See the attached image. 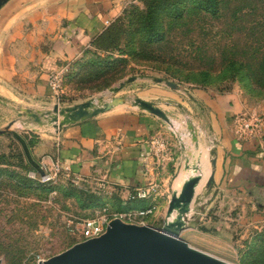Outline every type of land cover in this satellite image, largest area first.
I'll return each mask as SVG.
<instances>
[{
	"label": "rangeland",
	"instance_id": "1",
	"mask_svg": "<svg viewBox=\"0 0 264 264\" xmlns=\"http://www.w3.org/2000/svg\"><path fill=\"white\" fill-rule=\"evenodd\" d=\"M170 1L184 8L182 17L173 19L165 10L148 14L147 0L129 4L78 59L53 62L48 78L49 84L52 75H59L56 99L69 106L123 97L127 102L108 114L126 116L144 112L131 106V100L139 98L154 103L168 116L173 127L157 118L156 131L164 143L163 153L174 160L167 161L165 182L156 183L161 187L154 202L158 209L146 219L155 228L162 227L172 191L180 190L173 186L185 161L194 163L199 155L191 137L183 147L179 134H188L191 125L209 159L210 150L218 145L209 130L208 112L199 106L195 111L188 95L205 93L217 98L233 94L248 107L246 116H264V0H218L216 15L195 7L194 0ZM108 30L112 32L109 40L102 37ZM117 58L123 61L112 62ZM130 77L137 80L117 94L109 92ZM154 78L179 88L172 90L153 82ZM6 102L0 103V129L16 122L11 131L27 138L30 125L15 108L18 102ZM230 125L234 134L232 121ZM46 172L54 174L53 167ZM204 179L180 239L227 264H264V211L258 208L254 218L257 208L252 201L247 211L244 200L232 202L227 187L217 188L214 182L204 187ZM107 197L95 184L78 182L62 169L52 180L42 182L20 143L10 134L0 135V264H31L38 255H57L78 243L75 228L82 220L99 216L103 208L109 214L128 210L118 204L113 208ZM147 206L148 200L135 201L128 208Z\"/></svg>",
	"mask_w": 264,
	"mask_h": 264
},
{
	"label": "crops",
	"instance_id": "2",
	"mask_svg": "<svg viewBox=\"0 0 264 264\" xmlns=\"http://www.w3.org/2000/svg\"><path fill=\"white\" fill-rule=\"evenodd\" d=\"M137 1L9 0L0 9V103L18 102L15 108L24 113V120L30 121L27 140L31 142L32 159L45 172L54 165L68 168L66 174L78 182L103 188L112 207L118 204L123 210L129 209V196L136 189L150 184L161 189L156 183L165 182L167 161L174 160L168 153L154 157L152 141L158 137L157 117L146 112L120 116L108 111L55 132L49 125L33 124L23 110L37 112L50 110L55 104L69 106L57 101L48 84L52 63L78 59L107 23ZM190 104L195 111L198 106L206 109L209 130L218 140L212 183L217 188L227 187L233 203L244 200L247 211L252 201L257 208L252 216L256 218L258 205L264 207V145L239 140L230 125L248 107L233 94L213 98L201 93L192 96ZM179 130L180 126L176 133ZM188 136L190 132L179 134L183 142ZM203 152L206 170L212 171L208 154ZM190 165L197 166V173L202 175L198 158ZM193 174L191 167H183L174 181V190H179ZM205 184L206 179L204 187Z\"/></svg>",
	"mask_w": 264,
	"mask_h": 264
},
{
	"label": "water",
	"instance_id": "3",
	"mask_svg": "<svg viewBox=\"0 0 264 264\" xmlns=\"http://www.w3.org/2000/svg\"><path fill=\"white\" fill-rule=\"evenodd\" d=\"M8 1L0 0V9ZM136 80L135 77L127 78L112 87L109 92L117 94L124 86ZM152 81L157 84L163 83L172 90L179 88L177 84L159 78H154ZM188 97L192 99L191 95ZM125 102L123 97H114L109 101L98 98L67 107L55 104L50 110L33 112L30 109H24L23 111L36 126L49 125L55 132H58L65 126L90 120L123 105ZM131 106L171 125L168 116L152 102L134 98L131 100ZM20 115L22 114H19L18 118H21ZM24 122L30 123L29 120H24ZM13 123L10 122L4 129H0V135L10 134L13 136L20 143L28 162L40 174V177H43L45 172L32 159L26 141L11 131ZM188 129L192 141L197 143L194 129L191 125L188 126ZM209 155L212 171L205 184L207 188L213 181L216 151L211 149ZM189 167L192 168L194 174L184 180L179 191H172L161 228L127 224L120 219H113L100 237L76 243L67 250L37 264H227L189 247L179 237L180 233L188 226L196 198L195 189L201 180V175L197 173V166H190L186 160L184 168L188 169ZM258 208L264 211L262 205H258Z\"/></svg>",
	"mask_w": 264,
	"mask_h": 264
},
{
	"label": "built area",
	"instance_id": "4",
	"mask_svg": "<svg viewBox=\"0 0 264 264\" xmlns=\"http://www.w3.org/2000/svg\"><path fill=\"white\" fill-rule=\"evenodd\" d=\"M49 86L56 96V90L59 88L58 74L51 76L49 80ZM232 125L234 134L239 140L243 142L254 141L261 146L264 145V116H246L245 114L237 115L233 118ZM211 143L213 144V141ZM152 145L154 146V157L161 158L163 154H165L163 153L165 152L164 143L160 141L159 137H156L152 141ZM60 169L68 171V168H62L58 165H54V174H52V172H45V175L40 177L41 181L47 182L52 180L53 175H55ZM100 189L103 190V188ZM158 192L159 188L155 184H150L146 188L136 189L129 196V201L135 202L148 200L149 206L139 209H128L122 212H114L112 214H109L108 208H103L100 211L101 214L99 216L82 220L79 227L75 228L77 231H79L78 235L80 238L78 243L100 237L102 234H104L109 222L113 219H120L127 224L148 225L146 223V219L153 215L157 209V206L154 204V202L155 198L158 196ZM50 257L52 256L43 257L38 255L33 258L31 264L43 262Z\"/></svg>",
	"mask_w": 264,
	"mask_h": 264
},
{
	"label": "trees",
	"instance_id": "5",
	"mask_svg": "<svg viewBox=\"0 0 264 264\" xmlns=\"http://www.w3.org/2000/svg\"><path fill=\"white\" fill-rule=\"evenodd\" d=\"M192 3L195 7L211 15H216L218 13V9H219L218 0H194ZM162 4L166 5L167 7L163 6ZM146 8H147L148 14H155V13H158L160 10H165L167 12V15L173 19L182 17V14L184 11V8L180 9L174 2H171L170 0L169 1L147 0ZM111 35H112V32L108 30L102 35V37H106L109 40L111 39ZM161 39L162 38H158V41H160ZM121 61L123 60H121L120 58H117L113 60L112 62L118 63ZM24 139L26 140L28 147H30L31 142L27 140L26 137Z\"/></svg>",
	"mask_w": 264,
	"mask_h": 264
},
{
	"label": "bare ground",
	"instance_id": "6",
	"mask_svg": "<svg viewBox=\"0 0 264 264\" xmlns=\"http://www.w3.org/2000/svg\"><path fill=\"white\" fill-rule=\"evenodd\" d=\"M127 102V101H126ZM125 102V103H126ZM124 103V104H125ZM123 104V105H124ZM123 105H120V106H117V107H115V108H120V107H122ZM16 122H14V124H15ZM172 124V123H171ZM197 132V131H196ZM191 135V134H190ZM198 139V138H197ZM192 140V139H191ZM193 142V141H192ZM193 144L195 145V147H197L198 149H199V155H198V163H199V169H200V171H201V173H202V175H201V180H202V176L206 179V181H207V179H208V177L210 176V173H211V171H207L206 170V158H205V154H204V152H203V150H202V147H200L199 145L200 144H198V142L197 143H194L193 142ZM192 144V145H193ZM184 147V146H183ZM190 165V164H189ZM191 166V165H190ZM188 169H190V167L188 168ZM201 180H200V182H201ZM199 182V183H200ZM199 183H198V185H199ZM198 185H197V187H198ZM197 187H196V189H195V193L197 194Z\"/></svg>",
	"mask_w": 264,
	"mask_h": 264
}]
</instances>
